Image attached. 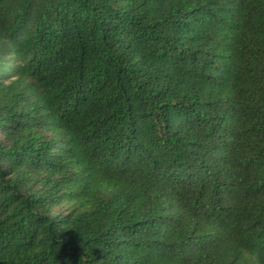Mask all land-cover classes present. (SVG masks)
Returning <instances> with one entry per match:
<instances>
[{"label":"trees","instance_id":"obj_1","mask_svg":"<svg viewBox=\"0 0 264 264\" xmlns=\"http://www.w3.org/2000/svg\"><path fill=\"white\" fill-rule=\"evenodd\" d=\"M0 264H264V0H0Z\"/></svg>","mask_w":264,"mask_h":264}]
</instances>
